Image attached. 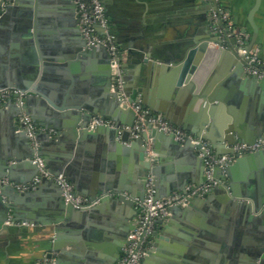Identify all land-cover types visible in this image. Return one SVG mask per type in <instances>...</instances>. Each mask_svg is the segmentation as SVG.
Segmentation results:
<instances>
[{"label": "crops", "instance_id": "crops-1", "mask_svg": "<svg viewBox=\"0 0 264 264\" xmlns=\"http://www.w3.org/2000/svg\"><path fill=\"white\" fill-rule=\"evenodd\" d=\"M217 1L223 15L225 12L229 18L227 20L222 17L225 26L233 24L244 35L247 44V37L253 34L248 13L255 0ZM102 2L114 41L120 49L123 85L128 93L134 92L142 101L146 100V104H141L147 106L149 112L153 111L154 115L162 117L191 136L193 135L188 128H196L204 113H207L211 122L215 121L218 125L234 121L244 124L248 122L254 98L249 90L242 88V84L236 81V65L231 61L233 54L228 49L229 44L226 42L223 49L216 48L215 51H202L200 48L209 31L217 30V13L213 10L212 0ZM24 9L18 7L14 12L7 14L0 26V81L1 73L6 74L8 79L25 80L31 74L33 60L38 59L41 62L43 72L37 82L41 81L51 102L47 97L37 96L25 109L34 124L40 126L39 138L34 140V146L41 158L53 173L62 170L61 173L73 184L77 195L91 199L90 183L101 180L113 186L120 185L124 189L132 188L134 194L141 192L142 188L135 184L133 178L134 164L127 160L122 152L111 149L105 135L101 139L93 137L74 145L59 135L60 131L56 127H42L41 124H48V109L61 112L59 108L64 100L92 101L98 98L97 104H103L99 97H94L89 92L90 86L99 82V68L103 56L94 55L86 59L73 57L74 26H71L69 10L60 0H40L37 24L30 29L33 36L16 37L17 33L23 35V32L15 29L19 27ZM254 19L258 27L254 49L260 58L257 66L264 67V0ZM190 50L195 51L193 59L198 64L197 71L192 76L193 87H174L173 74L161 77L160 68L154 67L153 71H149L146 64L141 62L143 56L149 55L156 60L155 64L169 62V66H173L172 63L181 61ZM245 70L250 73V68ZM140 90L143 93L137 92ZM202 92H205L204 96L215 95L217 99L211 103L207 100L208 97L205 100ZM11 110L17 113L20 110L25 112L16 102L12 109L3 107L2 102L0 103V156H14L15 153L22 152L17 136L19 131L11 128ZM19 116L20 114L18 118ZM58 135L59 137H56ZM155 156H158L159 163L155 162L154 165L158 164L159 177L164 180L160 194L168 192L169 185L186 188L192 184H185V176L194 174L196 157L180 151L172 146V143H163ZM67 159L66 164H61ZM18 174L20 184H24L22 180L27 179L28 173L20 171ZM42 187L39 190L36 187L33 189L36 193L28 202L29 205L24 207L26 212L34 215V219L26 218L15 224L9 222V230L0 234V264L55 262L56 252L53 258L48 257L54 237V225L35 223V220L39 222L41 219L52 221L55 212L59 211L54 208L55 191L51 183L45 182ZM117 192L115 189L108 191L111 197L118 195ZM122 192L130 197L127 191ZM96 194L100 199L103 196L101 193ZM208 194L215 197L213 201L204 204L202 200L196 199L183 210L171 211L170 220L166 219L163 224L158 221L156 230L165 227L167 221H172L173 224L165 231V238L157 239L158 242L154 243L149 264H232L229 255L235 253L238 241L241 242L242 249H249L254 245L257 240L255 226H246L242 231L243 235L238 238V232L242 233V229L235 224L237 213L222 200L226 193L219 196L212 191ZM96 206L101 209L100 216L96 214L86 219L90 236L86 237V233L82 231L77 239L79 247H85L92 252L98 250H94L91 244H100L103 240H112L113 236H117V228L113 226L120 220V215H139L137 205L118 208L114 206L113 201H100ZM80 226L77 224L65 228L68 231H76ZM112 229L115 231L112 232ZM102 234L104 238L101 237ZM82 247L80 252L83 255L86 249ZM67 250L72 251L74 247L68 245ZM68 262L77 264L80 260L75 258L72 261L69 258Z\"/></svg>", "mask_w": 264, "mask_h": 264}, {"label": "water", "instance_id": "water-1", "mask_svg": "<svg viewBox=\"0 0 264 264\" xmlns=\"http://www.w3.org/2000/svg\"><path fill=\"white\" fill-rule=\"evenodd\" d=\"M4 1L0 0V26L3 18L7 14L14 12L18 7H24L25 12L23 13V18L18 23L19 27L15 29L18 32H23V35L17 33L15 36L18 38H22V36L31 38L33 35L30 29L37 24V10L40 0H14L12 4H9L2 11ZM60 2L69 10L71 26H74V43L72 44L73 57L86 59L94 55L103 56V62L99 68V82L97 85H91L89 90L91 95L99 97L103 104H97V101H99L98 98L92 101L87 99L64 100L59 108L61 112L48 109V124L41 125L47 129L53 126L56 127L60 131L59 135L67 138L74 145H79L83 141L93 137L101 139L105 135L110 148L122 152L123 156L134 164L135 172L133 178L135 184L142 188L141 192L134 194L132 188L124 189L120 185L113 186L112 184L104 183L102 180L98 182L93 181L89 186L91 199L95 200L97 198L96 193H101L103 195L101 202L113 201L114 206L118 208L124 207L125 205L136 206V199L143 200L146 197L147 183L150 178H153L152 184L155 190V199L166 197L177 190L183 192L185 187L177 188L174 185H169L168 192L160 194L164 180L159 177L158 164L157 166L154 164L155 162L159 163V158L155 156V153L156 155L159 153L163 143H172V146L177 147L180 151L188 155H193L194 158L196 157L194 174L189 173L185 176V184L190 182L195 184L204 183L207 180L205 171L207 168L206 160L208 153L203 149L202 143H194L190 137H186L184 140H177L174 133H167L159 129L158 125L149 121L150 116L154 115L153 111H150L149 114L141 118L140 114L132 107V104H146V100L144 99L142 101L139 96H135L134 92L128 93L124 85L121 87L114 80L110 51L106 45L101 43H88V39L82 32L80 25V11L76 0H60ZM212 3L214 5L213 10L217 13L218 26H215L217 30L213 32L209 31L208 36L202 41L200 48L202 51L208 49L215 51L216 48L223 49L224 44L227 42L229 44L228 49L233 54L231 61L236 65V81L242 84V88L245 87V90H249L254 98L253 105L250 107L248 122L245 124L234 121L232 123L218 125L215 121L211 122L207 113H204L200 124L196 128H188L194 137L209 141L211 150L213 152L216 150L215 154L220 155L232 153V146L237 142L254 144L264 136V76L260 77L256 74L248 73L245 70L256 64L249 63L247 54L239 53L240 45L238 38L235 34L231 33L229 25L225 26L222 20L223 16L220 4L217 0H212ZM261 3L262 0H255L254 6L248 13V20L253 28L252 36L247 37L249 42L246 44V49L248 52H256L254 45L257 41L258 27L254 16L259 10ZM98 31H101L99 27ZM193 53L195 51L190 50L188 55L183 57L181 61L174 63L175 66L173 63V66H169V62H165L166 64H155L157 63L156 60L149 55L143 56L141 62L146 64L149 71H153L154 67L160 68L159 73L161 77H169L170 73L173 74L172 84H175L174 87L177 86L179 89L183 85L193 87L194 82L192 76L196 73L198 67L197 61L193 59ZM120 67L123 68L122 60ZM30 70L31 74L25 80L8 79L6 74L1 73L0 88L13 86L25 92L24 105L22 106L24 110L35 97H47L41 81L37 82L40 73L43 72L41 62L38 59H34ZM137 92H142V90ZM202 95L204 96L205 92H202ZM143 97L145 98V96ZM206 97L208 96H204L205 100ZM46 99L51 102L48 97ZM216 99L215 95L207 98L211 103ZM14 104V100L2 102L3 107H9L10 109H12ZM146 107L144 106V108ZM211 107L215 108V106ZM9 112L11 128L19 131L17 136L21 144L22 152L19 154L15 153L14 156L12 154L0 156V180L4 178L9 180L6 184L0 183V234L9 230L8 222L15 224L26 218L34 219V215L26 212L24 207L29 205L28 202L34 197V193L36 192L33 189L19 191L16 185L21 182L19 181L18 174L20 171H25L29 175L27 179L22 180L23 183L33 181L39 174L38 164L34 160L37 157L41 158L40 153L34 146V140H38L39 138L40 126L34 124L37 130L34 138H32L18 125V114L22 110L19 113L13 112L12 110ZM25 112L27 113L26 110ZM96 116L110 118L114 125H99L94 129H90L89 124ZM61 129L64 130L62 131ZM59 135L56 137H59ZM64 162L66 164L68 159L62 161L61 164L64 165ZM44 163L46 164V162ZM57 171L55 174L62 172L61 169ZM197 174L198 176H196ZM213 177L219 181L213 193H217L219 196L220 194L226 193L222 197V200L237 213L238 218L235 224L238 228L242 229L241 232L244 231L246 226H255L254 231L257 240L254 245L249 249H242L243 246L238 241V247L235 249V253L229 255L232 264H264V149L248 152L237 157L225 169H222L219 165H214ZM45 182H49L53 186L56 200L54 208L59 210L55 212L54 220L52 221L41 219L38 222V220H35L36 224L51 223V225H54L52 228L54 237L48 257L53 258L54 252H56L55 264H70L68 262L69 258L72 261L75 258L79 259L80 263L77 264H116L123 256V249L129 243L128 237L136 227L138 216L135 214H132L130 217L120 215V220L116 221L113 226L117 228V236H113L112 240H103L100 244H91L94 250H98L97 252H92L81 246L84 250L86 249L82 255L80 252L81 247L78 246L77 239L80 237L82 231L86 233V237L90 236V228L86 224V219L88 220L89 217H93L96 214L99 215L101 209L96 205L86 208H76L72 202L65 201L60 184L46 177H42L36 183V188L38 190L42 189ZM109 189H115L116 192L118 191V195L111 197L108 193ZM122 191H127L130 197L128 198L124 195ZM75 195H77L76 192ZM214 198L209 194L197 196L190 198L188 205L192 204L196 199H200L204 204H207L213 201ZM185 208L176 206L171 211L183 210ZM166 219L170 220V216L159 220V222L163 224ZM77 224L81 226L76 231H68L65 228ZM172 224V221H167L165 227H159L156 230L154 243L158 242L157 239L165 238V231ZM105 229L111 230L110 228ZM114 231L112 229V232ZM242 235L243 232H238V238H241ZM70 236H75L76 238H70ZM101 237L104 238V234ZM68 245L73 246L74 250H67ZM152 250L153 248L149 250L145 257V262L147 263H149L148 261L152 256ZM240 250H242V253H240Z\"/></svg>", "mask_w": 264, "mask_h": 264}, {"label": "built area", "instance_id": "built-area-1", "mask_svg": "<svg viewBox=\"0 0 264 264\" xmlns=\"http://www.w3.org/2000/svg\"><path fill=\"white\" fill-rule=\"evenodd\" d=\"M14 0H5L2 4V11L6 9L9 4H12ZM79 7L80 25L82 32L88 39L89 44L101 43L107 46L111 56V68L112 75L115 81L122 87L124 81L121 72V55L118 45L115 43L112 32L110 30L109 21L106 17L105 5L102 0H76ZM1 16V15H0ZM227 20L229 19L227 14L223 15ZM98 27L102 32L98 31ZM229 29L232 34H235L239 41V53L247 54L249 63L256 64L250 68V73L258 76H264V67L257 66L259 63V55L256 52H248L246 49V41L244 35L233 25L229 24ZM25 92L17 88H1L0 89V101L8 102L14 100L18 106L22 107L24 104ZM135 111L143 118L144 115L149 114L147 108L141 103L132 104ZM155 125H158L159 129L164 130L167 133H174L177 140H184L186 137H190L194 143H202V147L208 153L206 160L207 180L202 184H189L185 190L176 191L166 197L159 199L154 198L155 190L153 188V178L149 179L147 183V193L143 200L136 199V205L139 208V215L136 221L135 229L130 233L128 239L129 243L123 249L124 253L121 259L116 264H149L143 262L147 256L149 250L154 247V237L156 233V226L159 220L171 215V209L176 206L186 207L188 206L189 199L197 196H204L212 192L219 183L213 177L214 165H219L222 169H225L231 162L235 161L237 157L242 156L245 153L253 152L264 149V136L257 140L254 144H248L243 142L235 143L232 148V153L215 154L210 147L207 140H202L194 136L189 135L183 129L172 126L169 122L162 117L152 115L149 119ZM18 125L22 130H25L30 137L34 138L36 133V127L31 117L22 111L19 116ZM105 125L113 126L114 123L109 118H103L96 116L90 122V129H94L96 126ZM39 167V174L33 179L32 182L17 184L16 187L19 191H26L34 189L36 183L41 180L42 177L49 178L62 187L63 196L66 202H72L76 208H86L98 204L101 199L96 198L92 200L80 195H75L73 184L68 178L60 173H53L44 163V160L37 157L34 160ZM9 180L4 178L0 180V183H8ZM9 223V222H8ZM53 264L55 262L53 261Z\"/></svg>", "mask_w": 264, "mask_h": 264}, {"label": "rangeland", "instance_id": "rangeland-1", "mask_svg": "<svg viewBox=\"0 0 264 264\" xmlns=\"http://www.w3.org/2000/svg\"><path fill=\"white\" fill-rule=\"evenodd\" d=\"M143 262H145V259L143 260Z\"/></svg>", "mask_w": 264, "mask_h": 264}]
</instances>
